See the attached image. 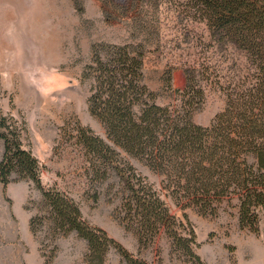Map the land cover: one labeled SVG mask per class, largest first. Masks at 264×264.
Instances as JSON below:
<instances>
[{
  "label": "rangeland",
  "instance_id": "374dc122",
  "mask_svg": "<svg viewBox=\"0 0 264 264\" xmlns=\"http://www.w3.org/2000/svg\"><path fill=\"white\" fill-rule=\"evenodd\" d=\"M123 3L124 0H116ZM103 0H0V113L22 127V141L37 157L45 189L56 188L81 208L83 218L104 229L135 257L149 264H193L175 251L172 239L162 232L154 244L142 247L129 229L122 206L124 192L115 173L96 180L90 156L79 142V129L90 128L112 144L105 127L90 111L93 81L83 72L96 44L138 42L130 19L107 22ZM186 8L185 0H162L147 20L153 25L144 67V83L157 103L178 106L179 95L164 88L163 73L175 66L174 88L183 90L182 67L203 64L206 102L194 121L209 126L225 107L220 86L237 81L249 67L245 55L233 46L216 45L204 21ZM0 139V162L4 156ZM137 171L159 191L172 214L190 221L197 236L195 251L205 264H264V218L260 232L241 228L238 209L225 203L215 216L195 206L179 205L165 187V177L143 162L126 155ZM43 193L32 181L13 175L0 183V264H88L89 245L77 233L55 230L48 218L31 227L40 211ZM107 264H128L111 249Z\"/></svg>",
  "mask_w": 264,
  "mask_h": 264
},
{
  "label": "trees",
  "instance_id": "16d2710c",
  "mask_svg": "<svg viewBox=\"0 0 264 264\" xmlns=\"http://www.w3.org/2000/svg\"><path fill=\"white\" fill-rule=\"evenodd\" d=\"M162 0H103L107 22L130 19L138 42L96 44L84 79L93 81L89 107L105 127L110 144L86 127L79 129V142L90 156L93 177L108 179L115 173L124 197L129 229L140 246L155 243L162 232L175 251L193 264H205L196 253L197 236L190 221L178 220L159 191L122 156L138 159L165 177V187L179 205L195 206L202 213L217 215L225 203L238 209L241 228L259 233L264 218V0H185L186 8L204 21L216 45L241 51L249 67L237 81L221 85L225 107L209 126L194 121L206 102L205 82L211 75L203 64L182 67L183 90L174 88L175 66L163 73L164 88L180 97L178 106L157 103L158 95L144 83L145 61L150 52L153 25L147 20ZM0 139L4 156L0 183L7 187L13 175L32 181L42 191L40 211L31 227L49 219L55 230L75 232L87 241L88 264H107L111 249H117L128 264H149L135 257L102 228L90 225L79 205L56 188L45 189L37 157L22 141V127L0 113Z\"/></svg>",
  "mask_w": 264,
  "mask_h": 264
}]
</instances>
